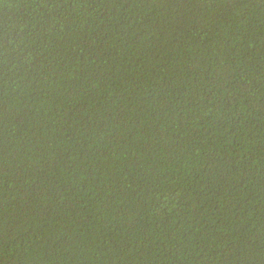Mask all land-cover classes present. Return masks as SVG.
<instances>
[{"label": "trees", "instance_id": "1", "mask_svg": "<svg viewBox=\"0 0 264 264\" xmlns=\"http://www.w3.org/2000/svg\"><path fill=\"white\" fill-rule=\"evenodd\" d=\"M0 264H264V0H0Z\"/></svg>", "mask_w": 264, "mask_h": 264}]
</instances>
